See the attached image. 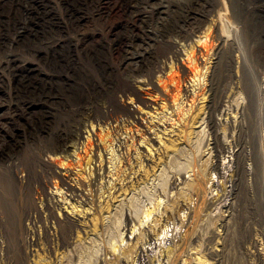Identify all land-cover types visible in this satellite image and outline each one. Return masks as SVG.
Segmentation results:
<instances>
[{
  "label": "rangeland",
  "instance_id": "1",
  "mask_svg": "<svg viewBox=\"0 0 264 264\" xmlns=\"http://www.w3.org/2000/svg\"><path fill=\"white\" fill-rule=\"evenodd\" d=\"M178 2L184 6L189 3ZM114 5L116 10L110 13ZM198 8L202 25L187 27L180 33L159 31L154 25L156 15L149 0H68L66 3L16 0L13 14L3 21L0 19V55L8 60L12 53L17 54L16 63L11 62L14 66L0 64V101L9 106L3 111L0 131V136L6 137L5 145L0 147V264H116L115 256L125 257L123 248L133 245L144 228L152 232L154 239L142 245L146 241L142 238L134 247L143 246L142 259L132 252L123 264H172V250L180 247L188 227L192 232L191 243L180 254L179 264H264V0H199ZM19 9L39 10V13L25 12L15 29ZM170 17L171 22L177 19L175 14ZM24 20L28 25L19 39L17 30L25 25ZM206 37L212 44L209 54L202 59L207 63L205 66L201 63V73L186 81L188 97L186 93L174 105L171 101L155 102L162 99L157 83L154 94L147 96L152 106L129 93L130 80L124 72L127 53L151 48L149 73L143 77L148 79L152 72L156 81L167 75L178 78L182 74L181 61L188 63L187 59H191L192 63L201 58L194 49ZM47 48H57L55 61H59V54L73 61V65L77 61L76 70L71 67L70 72L63 73L71 81L66 85L83 84L81 87L89 91L91 95L84 104L78 102L79 98H71L73 105L63 108L60 92L53 93L50 102L43 99L46 88L42 75L50 71L41 57ZM81 48H98L97 60L85 59ZM218 48L225 51L217 56ZM53 68L59 70L58 65ZM213 68L217 80L212 104L219 108L230 103L234 108L244 104L248 137L261 152V167L256 170L252 146L248 145L246 173L238 196L234 193L237 147L231 145V136L224 129V123L231 124L234 119L226 120L220 111L215 114L222 120L218 126L219 140L228 146L218 157L211 135L207 137L206 122L192 125L194 118L207 114L210 92L203 93V98L198 94L202 90L200 85L209 88ZM54 74L56 86L60 87L59 72ZM107 78H113V83L109 84ZM87 79L100 83L98 92L89 89ZM79 91L78 87L74 89L76 94ZM93 97L98 98L97 102ZM25 104H30V109ZM78 107L90 110L89 117L81 115ZM127 111H131V116ZM100 113L110 118L114 139L105 144L94 136L95 145L98 142L100 146L94 147L93 162L86 169L85 162L72 169L73 175L85 184L90 179L94 181L92 187H82L73 176L71 182L88 196L85 200H75L67 183L56 187L59 178L43 149L53 142L59 130H74L76 122L86 117L88 128L77 142L82 149L89 129L93 132L102 128L106 132L109 124L92 118ZM178 113L189 121L177 123ZM114 114L117 120L111 119ZM131 121H136L137 126ZM128 122L133 130H125ZM182 133L191 136V140L184 139ZM60 170V177L66 178L64 170ZM173 173L177 186L171 187L169 178ZM195 176L201 191L187 189L184 196H179L178 207L164 211L169 199L175 198L180 188L186 189L185 181H192ZM40 183L60 203L62 212L80 219L82 225H76L72 235L71 225L60 217V210L56 211L60 221L45 219V200L34 192ZM201 199H207L211 207L201 210L202 217L190 224L189 211ZM158 200L159 208L146 216L144 211ZM120 201L125 206L117 211L115 206ZM130 212L135 218L133 224H137L132 232L128 229L122 233L126 214ZM227 213L231 214L227 226L219 227ZM47 222L50 232L45 230ZM163 223L168 224L166 230L157 236ZM35 232L38 239L33 244ZM48 235L51 242L45 237ZM70 236L69 242L61 246V239ZM211 238L214 240L210 242ZM113 243L119 248L114 254H105L108 248L111 251ZM208 245L216 247L213 253H208ZM48 247L52 249L50 256L46 253ZM104 255L106 261L102 263L99 259Z\"/></svg>",
  "mask_w": 264,
  "mask_h": 264
},
{
  "label": "bare ground",
  "instance_id": "2",
  "mask_svg": "<svg viewBox=\"0 0 264 264\" xmlns=\"http://www.w3.org/2000/svg\"><path fill=\"white\" fill-rule=\"evenodd\" d=\"M67 1L68 0H60V2H62V3H66ZM85 1L89 2V0H85ZM149 1L151 4V9H152L153 13L156 15L155 20H154V18H152V20H154V25L159 29V31H163V32H165V31H173L174 32L175 31V32L180 33V32H184L187 27L194 26V25H197V27H200L202 25L201 24L202 13H201L200 9L198 8V1L199 0H188L189 3L185 6L180 4L178 2V0H149ZM181 1L186 2V0H181ZM15 4H16V0H0V19L2 21L5 18H7L13 14V10L15 9ZM116 8H117L116 5L111 6L110 7V13L113 12L114 10H116ZM25 12L38 14L39 10L33 12V11H27L25 9L24 10L19 9V17H18V20L15 24V29H17L19 24L22 22L20 19L25 17V15H24ZM40 13H42L45 16V13L43 11H41ZM171 14L176 15L177 19H175V22H171V17H170ZM30 23H31V21H30ZM23 24H25V25L22 26V29L17 30V34H18L17 36L19 39H21L22 35L26 31L27 22L24 20ZM202 41L204 43H202L201 45L198 44L199 48L197 46H196L197 48H195V46H194V48H195L194 52L198 53L199 57H201V58H197L196 61H194L192 63H191V59H187L188 63H186L184 60L181 61V63H179V66L182 67V74L178 78L175 77L174 75H167V77H165L163 79L159 78L156 81L153 78L152 72L149 74L148 79L143 77V75L148 72V69L151 65V62L149 63V61H148L150 55L153 53L151 48H147V47L144 49L139 48L138 50L136 49V51L132 50L131 53H129V54L127 53L125 55V58H124V60L126 62L125 66H124V72H125V75L127 76V78H129V80H130L129 93L133 92L136 100H139L146 105L151 104V106H152V103H150V100L147 99V96H152L154 94V90L156 88V83H157V84H159V86L161 88V96H162L161 98L162 99H160L158 101L154 99L155 102L171 101L174 105L175 103H179L180 99L186 93H187V97H188V89L186 88V81L192 79L193 77H195L196 75L201 73L200 64L203 63L202 59H204V57H206L209 54V48L212 45L208 37H206L205 40H202ZM16 49H18V51H24L25 48H16ZM112 49H115V48H112ZM56 50H57V48H47L46 54L43 57H41V61L44 63L45 67H48V70L50 71L48 74H46V76L42 75V79L45 80L44 86L46 88V90L44 92H42L43 99L46 101V103L50 102V101H52V99H54L52 94L55 92H58V93L60 92L61 95L63 96V98H61V103H62L63 108L70 107L73 105L71 98H79L78 102L80 104H84L87 101V97L91 95L89 93V91H87L86 88L83 89L81 87V86L84 87L83 84H79V85L67 84L66 85L67 82L70 83L71 81L63 73V72H67V73L70 72L71 67H73L74 70H76L75 68L78 64L77 61L75 59H73V60H75L74 63H76L73 65L72 64L73 61L72 62L68 61L67 58L64 57L62 54L58 55L59 61H55V51ZM81 51L83 52L85 59L97 60L98 48L94 49V50L90 49V48H81ZM224 51L225 50H223V49L221 50V48H218L217 56L219 55V53H223ZM16 55H17L16 53H12L8 60H5L4 57L2 55H0V64H2L4 67L14 66L11 64V62L16 63ZM206 63H207V61L205 59V63H203V65L205 66ZM54 65H58L59 70L54 69L53 68ZM154 67L155 66H153V68ZM54 72H59V75H58L59 81L62 83L60 87L56 86L55 78L57 77V75L54 74ZM216 80H217V75H216L215 68H213L212 73H211V77H210L209 88L206 90V87L204 86V84L200 85L202 90L198 94L201 96L203 93H206V91L210 92L211 99L207 105V107H208L207 114L199 115L197 118H194L192 125L195 123H198V122H200V125H201L203 122H206V124L209 126V128H208L209 132H207V137L209 134L211 135V137L213 139V142H212L213 146L212 147L215 150V156L218 157L221 154H224L225 151H227L226 148L228 146L225 143L220 142V140H219L218 126L222 123V120L218 119V117H216L215 114L217 111H220V114L223 116V118L225 117L226 120L228 118L234 119V121L231 122V124L230 123H224V129L226 131L228 130V132H226L227 136H231V139H232L231 145H234L235 147H237V152L235 154L236 165H235V178H234L235 179L234 180V185H235L234 193L236 196H238L239 195V186L241 184V180L246 173V170L244 169V161L247 157V150L246 149H247L248 145L252 146V150H253L252 155H253V158L255 161L256 170H259V168L261 167V152L259 150H257V145H256L255 141L251 142V140L248 137L249 128L246 125V123L244 122V118H245V115H244L245 105L244 104L239 103L238 105H236L235 108H234V105L231 103L227 104V106H222L221 108L212 104V99L216 95V86H215ZM85 82L88 84L89 89L91 91H93L94 93L99 91L97 89L100 87L99 82H97V81L93 82L91 79H87ZM107 82H109V84L113 83V78L111 80L107 78ZM63 84H65V85H63ZM76 87H78L80 89L79 93H77V94L74 92V89ZM136 88H138V89H136ZM1 95H2V91L0 88V98H1ZM203 97L204 96L202 95L201 98H203ZM93 98L97 102L98 98L97 97H93ZM25 106L27 107V109H30V104H25ZM112 106L115 107L114 104H112ZM6 108H9V106H4L2 101H0V131L3 129V127H2L3 117L2 116H4L3 111ZM78 109H79V112L81 115L86 114L87 117H89V115L91 114L90 110H85V108L78 107ZM126 114H129V116H131L130 115L131 111H127ZM181 117H182V119H181ZM92 118H94V120H96V121L106 122L107 124H109V126L107 127V129H105L106 132L102 128H100L99 130H97V129L93 130V132H91L89 129V132H90L89 136H88L87 140L85 141L82 149H79L77 142L80 140V138L82 136V131L84 129L88 128V124L86 122V117H81L76 122L74 130H69V129H67L65 131L59 130L55 134V136L53 138L54 139L53 142L50 143L48 146L46 145L45 148L43 149L45 152L47 162H49L52 165V168L55 171L56 177L59 178V183L58 184L56 183V187H59L60 184H66L67 183L70 186V189L72 192L71 193L72 198H74L75 200H78L79 198H82L85 200V198L88 196L84 192V189L82 190V188H80L78 185H76V184L74 185L73 182H71V180H73L72 179L73 176H74V179L77 180L76 183H78L82 187H86V185H89L92 187L94 185V181L92 179H90V182L88 184H85L84 181L82 182L80 179H78V177L73 175L74 173H72V169L76 168L79 165H83L84 162H85L84 168L86 169L87 165H90L93 162L94 154H96V151H94V147L100 146V144L98 142L95 145L94 136L98 137L100 139V141L105 143V144L108 141L112 142L114 139L112 134L114 133L113 131H115V130L112 131V127L110 125L111 123H110L109 117H106L105 115L100 113V114L92 115ZM111 119L117 120L118 116L116 114H114L113 116H111ZM175 119H177V123L179 122L180 125H182L183 123L186 124V122L189 121V119L187 120L186 117H184V115L181 113H178V116L175 117ZM131 122H128L126 124V126H125L126 131L128 129L133 130L134 127L131 124ZM132 123L136 124V126H137L136 121H133ZM198 132H200V130H198L197 133ZM183 134L185 135V133H182V136L184 137ZM205 135H206V132H205ZM186 137H187V135H185L184 139H186ZM1 138L2 139H0V145H1L0 147H3L6 143V137H1ZM188 138L191 140V136L187 137V139ZM158 141H159V143H161L160 139ZM183 141L185 142V140H183ZM207 145H209V142H207ZM179 149H181V147ZM90 153H93L92 158H91ZM195 166L196 165H194V167ZM194 167H192V169ZM214 168H216V166H214ZM60 169L64 170L63 174L66 175V178L60 177V173H61ZM70 169H71V172H69ZM73 172H74V170H73ZM178 173H180V171H178ZM98 174H99V172L97 171L96 176ZM90 175H91V172H90ZM174 175H176V174L173 173V175L170 178L168 176L169 186H171V187H172V184L176 185V176L174 178ZM24 179H25V177L23 176L22 180H24ZM195 180H196V176L193 178L192 181H185V185L187 186L186 189H184V187L180 188L179 191H177V196L175 198H170L169 202L164 205V211H172L173 207H175V206L178 207L179 196H184L187 189L190 191L192 190L195 193L200 192L201 191L200 189H202V188H199V189L197 188L198 182L197 181L195 182ZM199 184H200V182H199ZM132 187H133V189L135 188L134 185ZM34 192H35L36 196L41 195L45 200V219H47V221L51 218H54V219L57 218V220H59L57 217L58 215L56 214V211L60 210V212H61L60 217L63 219V221L66 220L67 223L69 222V224L71 225V228H70L71 235H72V230L76 225H82L79 218H76L74 216H70L68 214V212H66V211L65 212L61 211L62 209L60 208V205H59L60 203L58 204L56 201H54V199L51 197L50 193H48V191L46 190L44 183L38 184L37 187L35 188ZM158 197H159V195H158ZM124 204H125L124 201H120V203L115 206V210L118 211L119 209H124V206H125ZM159 205H160V201L158 200L155 202L153 207L148 208L147 210L144 211L145 215L150 216L153 212H155V210L157 208H159ZM210 207H211V205H209V202L207 199H201L200 202H198V204H196L195 208H193L192 210L189 211L188 219H189L190 224H191V222L194 223L197 220L198 216L201 215V213H199V212H201V210H204V209L207 210V208H210ZM228 210H229V208H228ZM230 215H231L230 213H227L225 217L221 218V220L219 222V227L224 228L225 226H227L228 219H229L228 217ZM201 217H202V215H201ZM190 218H191V221H190ZM134 219L135 218H134L132 212H130V214L127 213L126 214V220H125L123 226L120 225V226H122V230L120 228L119 231L121 230L122 233H125V231L129 229V231L131 230V232H132L134 230L136 224H137V222H134V224H133ZM167 223H163L160 226L159 231L156 233L157 236L162 232V230H164V231L166 230V227L168 225ZM45 230H46V232H48V231L50 232V224L48 222L46 223ZM263 230H264V222H263ZM50 236L51 235L45 236V237H47L48 241L51 240ZM184 236L185 237L182 239V243H181L180 247L178 249L172 250L174 252L173 257L171 258V260L173 261L172 264H179V262L181 260V259L179 260L180 254L182 252H185L186 246L188 245V243H191L190 237L192 236V232H191V230H189V227L186 229V233ZM61 237H63V236H61ZM71 237L72 236L66 238L65 240L62 238L61 242L63 245H61V246H65L69 242ZM59 238H58V240H59ZM142 238L146 239L145 242H142L143 243L142 245H144V243L150 242L152 239H154V235L152 234V232H150V230L148 228H144L141 231V234L135 238L136 241L134 242L133 245L131 244V245H128L127 247L123 248L122 253L125 257H120L119 255H116L115 258L113 259V261H115L116 264H123L126 262V259L129 257L130 254H132V252H136V254H139L138 258L142 259V252H144L143 246H141L140 249L139 248L134 249V247L137 246L138 242H140V240H142ZM36 239H38V235L35 232V237H33L34 241L32 242L33 244L36 242ZM52 239L54 240L53 237H52ZM53 240H52V243H53ZM213 240L214 239L211 238L209 241L211 242ZM209 241H208V244H209ZM214 243H213V245H214ZM55 244L57 245L56 241H55ZM52 246L54 248L53 244H52ZM111 246L113 247V248L111 247L112 248L111 251H109L110 248H108L109 250H107L105 252V254L111 253V252H113V254H114L117 247L119 248L118 244L115 245L113 243V244H111ZM214 248H216V247H214ZM214 248L212 247V245H208V247H207L208 253H213ZM51 251H52L51 247H48L46 253L50 256ZM48 255H47V257H48ZM134 260H135V258L133 259V261ZM99 261L104 263V261H106V255L100 256ZM188 263L185 262L184 264H188Z\"/></svg>",
  "mask_w": 264,
  "mask_h": 264
}]
</instances>
